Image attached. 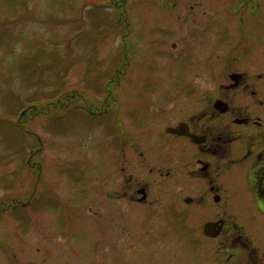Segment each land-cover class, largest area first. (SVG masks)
Listing matches in <instances>:
<instances>
[{
    "label": "rangeland",
    "instance_id": "1",
    "mask_svg": "<svg viewBox=\"0 0 264 264\" xmlns=\"http://www.w3.org/2000/svg\"><path fill=\"white\" fill-rule=\"evenodd\" d=\"M136 2L0 0V264H196L182 248L190 240L193 249L199 244L200 264H213L215 242L202 228L218 217L237 221L236 233L264 248V216L254 209L246 168L237 164L205 179L196 162L186 168L181 150H170L175 159L162 166L165 176L151 182V223L145 205H134V216L133 203L107 199L125 175L145 181L159 173L155 151L146 147L149 163L139 165L130 145L135 134L126 130L124 115L135 118L127 122L137 129L147 128L141 116L156 117L130 103L133 89L143 100L165 90L192 95L171 98L164 111L175 122L191 110L195 95L244 93L243 103H251L250 90L225 89L232 69H251L249 89L263 93L256 74L264 72V48L255 46L264 20L247 19L246 39L240 27L245 9L260 15L257 6L230 12L221 1ZM219 27L228 42L213 40L210 68L191 74V91L173 92L199 61L194 55L187 61L173 43L182 47L191 33ZM129 54L140 55L133 71L126 69ZM105 108L109 112H100ZM211 185L219 187L220 206ZM188 195L194 203L184 200ZM167 205L182 213L174 228Z\"/></svg>",
    "mask_w": 264,
    "mask_h": 264
},
{
    "label": "flooded vegetation",
    "instance_id": "2",
    "mask_svg": "<svg viewBox=\"0 0 264 264\" xmlns=\"http://www.w3.org/2000/svg\"><path fill=\"white\" fill-rule=\"evenodd\" d=\"M140 1L146 0H137L136 3L138 6L144 3H139ZM179 1L184 3V0ZM210 1H221L224 3L228 2L229 6H231L229 8L230 12H232L235 8L237 9V12H239L244 6L247 5H249V7H252L253 5L257 6V9L261 11L259 16L257 13H255V15L247 14L245 9L241 17L240 27L243 31V38L245 39L248 38L250 34L247 31V19H256V17H259V19H256V21L264 20V3H262L261 0ZM197 7L198 5H196V8ZM202 30L201 36H197L198 34L195 36L191 33L190 36L194 37H185V42L183 43L182 47H180L181 45L178 46V41L173 43L174 48H181L182 57L187 59V61L193 55L197 56L199 60L193 69L194 71L192 72L191 70L189 77L186 78V82L181 83V86L178 89L173 88V92H175V90L179 92L185 90L187 92L191 91V74H197L196 70H206L209 66H211L208 56L214 47L213 40L215 43L220 44L222 41H224V39H226L223 34L227 32L221 31L222 29L220 27L216 33L213 31H207L205 29ZM260 31H264V28L260 29ZM134 33L137 34L136 31ZM226 37L230 38L229 42L233 38L228 35ZM263 38L260 40L258 45L255 46L256 48H264ZM133 43L135 44V40H133ZM195 52L197 53L195 54ZM139 56V54L133 56L131 55L132 58H130L129 54L127 62L128 65L126 66L128 71H133L132 69L139 65V63H137ZM133 58L136 60L135 63L131 61ZM201 62L202 64H200ZM232 70L233 71H231L229 74L231 76V81L229 84L224 85V87H226L225 89L230 90V88H232L235 90V88H245L244 91L250 90L249 98L252 100L251 103H243V98L247 96L244 95V93L233 96L232 98L226 95L220 97L218 96L216 98H212L208 94L206 96L195 95L193 103L194 105L190 107L191 110L189 109L190 111L186 114V116L177 122L173 121L170 118V115L166 114L164 110L167 109L168 103H170L172 100L171 98L174 97L175 99V97H177L176 101H181L179 98L181 95L186 97L185 100H188L192 95H180L178 93L171 94L165 90V93H159L155 95L153 100H143L140 98L142 95L138 94V90L136 91V89H133V93L130 94V103L136 106L139 111L153 114L156 117L141 116L147 128L142 127V129H137L136 127L132 126L131 122L130 126L127 122L132 120L135 122V118L133 117L132 119V117H129L131 119L130 120L127 117V114L124 115L123 122L124 124H127L126 130H131V132L135 134V137L130 145L134 149L135 153H137L135 161H137L139 165L146 166L149 163L150 152L146 150V147L155 151V155L157 156L156 159L153 160L160 164L159 173L149 174L148 176L150 178L145 181H143V178H141L140 175H135V173L125 175L128 177L120 180V189L106 191L105 195L107 199L118 200L119 202L123 201L130 204L133 203V206H131V211L129 212H132V215L134 216L136 213L134 208L136 206L134 205H145L148 210L146 218L148 219L149 223H151V220H149L153 213L152 210H150V195L152 193L153 187L151 182L156 181L153 179V176L154 178H163L165 174L161 170L162 166H169L171 161L175 159L173 156H171V151L176 153L177 151L179 152V150H181V153L179 154L181 156V164L184 165V158L189 160L186 163V168H190L188 166L191 160L196 162L200 166V171L203 173L202 177L205 179L208 177L211 178V176L214 175L219 176L218 170L226 172L228 167L231 165L237 164L241 168H246V185L252 194L254 209L260 215L264 216V72L256 74V79H258L260 82V87H263V93H261V89L260 91L255 88L249 89V86L252 84L250 79L252 76H255L250 71L251 69L240 73H237L234 69ZM124 71L125 70H122V72ZM134 83L136 84V82ZM192 100L193 98L190 101ZM173 106L171 105L169 109H173ZM106 110L108 109H101L100 112H106ZM107 112H109V110ZM147 119L152 122V125L147 121ZM124 142L123 145L125 146L126 142ZM143 146L144 148H142ZM122 149H125V147L121 148L118 160H121V157L122 160L124 158ZM245 163H247L248 166ZM120 168L122 169L123 167H118V169ZM144 169L148 170L146 167ZM217 190H219V187L217 188L216 186L211 185L213 199L215 204L219 205L222 195ZM184 200L188 204L194 203V197L191 195L186 196ZM220 205H222V203ZM170 209H172V207L167 205L163 211L166 210V216L168 214V217L170 218V224L172 228H174L176 225H178L177 221L180 219L179 215H182V213L177 211L173 213L170 211ZM240 210L243 211L240 213H244L248 216L247 219L244 220H250L249 223H251V221H253L251 218V213H247L244 208ZM208 223H215L213 235H209L205 231V226ZM229 223L230 221L224 217L207 219L203 223V233L207 238L215 242L214 245L216 247L217 255L214 254V260L212 263L264 264V248L261 249V247H255L256 245L252 244L249 238L240 233V229L236 233L235 229L239 227L237 221H234L233 225H229ZM231 229H233V232H230ZM230 234H232V237L227 238V235ZM192 241L193 240L185 241L182 248L185 251H188L189 254H192V258H190V255H185L190 262L200 264L202 260L199 259L198 253H196L198 251L199 244L197 243L196 248L193 249L191 246Z\"/></svg>",
    "mask_w": 264,
    "mask_h": 264
},
{
    "label": "water",
    "instance_id": "3",
    "mask_svg": "<svg viewBox=\"0 0 264 264\" xmlns=\"http://www.w3.org/2000/svg\"><path fill=\"white\" fill-rule=\"evenodd\" d=\"M214 224H215V223H208V224H206V226H205V231H206L207 234H209V235H213V234H214V233H213V230H214Z\"/></svg>",
    "mask_w": 264,
    "mask_h": 264
}]
</instances>
